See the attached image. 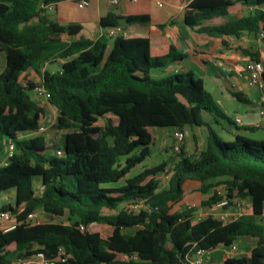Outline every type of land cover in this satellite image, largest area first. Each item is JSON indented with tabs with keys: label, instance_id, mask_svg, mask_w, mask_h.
<instances>
[{
	"label": "trees",
	"instance_id": "obj_1",
	"mask_svg": "<svg viewBox=\"0 0 264 264\" xmlns=\"http://www.w3.org/2000/svg\"><path fill=\"white\" fill-rule=\"evenodd\" d=\"M60 1L0 0V51L6 58L0 73V160L10 143L15 146L9 162L0 163V194L14 191L15 204L0 212L16 220L13 228L0 229V264L38 251L55 258L60 247L70 256L57 264H181L199 248L214 252L242 236L257 240L251 256H226L224 264H264V139L238 134L222 140L204 113L226 115L204 80L191 71L153 78L157 64L148 37L105 33L64 42V35H78L82 28L48 16V5ZM247 5L254 8L249 14L209 24ZM122 19L149 17L109 14L100 24L114 27ZM185 22L211 35L259 34L264 0H192ZM59 60L60 68H47ZM40 82L57 108L62 155L50 152L47 132L39 131L45 116L35 93ZM188 125L209 129L198 157L187 153L184 140L173 161L133 174L152 154V129L184 131ZM163 174L170 175L166 185ZM188 181L200 182L209 194L204 207L227 198L229 209L248 199L251 212L228 221L213 214L198 219V207L182 205ZM139 202L143 208H130ZM38 211L54 219L28 220ZM102 224L113 227L107 237Z\"/></svg>",
	"mask_w": 264,
	"mask_h": 264
},
{
	"label": "crops",
	"instance_id": "obj_2",
	"mask_svg": "<svg viewBox=\"0 0 264 264\" xmlns=\"http://www.w3.org/2000/svg\"><path fill=\"white\" fill-rule=\"evenodd\" d=\"M191 1L117 0L115 2L114 0H90V4L82 8L74 0H63L56 3L53 9H48L47 14L51 19L64 24L81 25L82 30L78 35L63 36V41L66 43L80 37L96 40L105 33H109L111 27L106 28L100 24L101 18L109 14L148 16L149 20L146 22L128 23L122 19L119 20L117 26L122 29L121 34L126 37H148L150 39V56L152 61L157 64L151 72L157 78L178 72H193L195 76L204 80L206 89L226 115V118H222L216 117L212 113H204V118L209 124L219 126V136L223 135L226 140H233L238 134L252 139H264V115L261 113L264 109V88L252 85L246 70V65L251 60L258 58L264 63V39L261 37V32L256 34L249 30H242L239 35H211L198 32L185 22V12ZM253 10V7L247 5L231 12L226 17L210 20L209 24L218 25L227 20L238 19ZM157 59L160 62H156ZM47 68L52 69L50 64L47 65ZM31 78L38 80L34 73ZM44 108L45 116L42 124L47 125L46 132L50 140L56 141L61 137V132L53 130L50 134L48 129L55 122L57 108L50 103H46ZM52 112L55 113L54 117ZM236 116H240L243 122L236 123L234 121ZM228 124L231 125V129ZM152 130H165V135L172 137L171 147L173 146L174 135L178 131L176 127H158ZM184 133L187 153L198 157L199 153L206 148L209 135L208 127L188 125L184 128ZM165 153L166 158L163 161H173L175 156L173 150H165ZM144 167L146 166L141 169ZM167 180L165 179L164 185ZM185 190L183 207L197 204V207L200 208L197 214L202 217L209 214L218 217L223 212H229L233 216L242 213V206L239 204L229 209L202 206V201L209 194L201 191V183L198 181H188L185 184ZM243 203L249 206L251 212V202L247 199L242 201ZM6 204H15L14 191L0 194V207ZM38 214L41 221L54 219L48 212L38 211ZM15 221L14 217L8 220L0 216V229L6 230ZM103 225L105 224L101 225L102 234ZM110 227L113 231V227ZM255 240L245 239L246 245L251 246L248 251L250 256L256 246ZM236 245L237 253H239L241 250L239 245ZM225 249L226 247H222L220 251L216 252L218 249L214 251L216 253L207 252L205 264H224ZM243 253L247 254V251H241V254Z\"/></svg>",
	"mask_w": 264,
	"mask_h": 264
},
{
	"label": "built area",
	"instance_id": "obj_3",
	"mask_svg": "<svg viewBox=\"0 0 264 264\" xmlns=\"http://www.w3.org/2000/svg\"><path fill=\"white\" fill-rule=\"evenodd\" d=\"M117 2V0H114ZM78 6L80 7H86L90 4V0H77L76 1ZM56 3H51L48 5L49 9H53L55 7ZM122 29L118 26L111 27L109 29V35L111 36H116L118 34H121ZM261 37L264 38V32H261ZM246 70L248 73L249 81L252 85L257 86L261 89L264 88V63L261 60H251L249 63L246 65ZM35 93L37 97L39 98L40 102L42 105L44 103H49V99L51 97L50 92L48 89L42 84L41 82L36 86L35 88ZM261 113L264 115V109L261 111ZM234 121L236 123H242V118L240 116H236L234 118ZM47 129L46 124H42L39 128L40 132H44ZM175 140L173 144V151L176 153L180 151V146L185 140V133L184 131H177L174 135ZM15 151V146L13 143L9 144L8 150L6 152V156L0 160L1 164H7L9 162V158L13 156V153ZM56 153L58 155L63 154V150L57 149ZM165 179H169L170 175L166 174L164 175ZM224 191L223 188L219 189V193L222 194ZM229 204V200L227 198H224L223 200L219 201L215 206L219 208L225 209V207ZM239 205H242V202L239 203ZM144 207L143 203H132L130 204V208L133 210H140L141 208ZM188 207H197V204H191L188 205ZM246 213V212H245ZM242 214V213H241ZM0 216L4 219H12L13 215L9 211H1ZM238 216V215H237ZM202 216L199 215L198 219H200ZM220 219L224 221H228L236 216H233L229 212H223L218 216ZM28 220L33 221V222H41L39 219V214L37 212L31 213L28 216ZM15 226V223L11 226H9L6 230H9ZM81 228L85 229V226L81 224ZM238 251V247L235 244H232L230 246H227L225 249V254L226 256H232L233 253ZM206 253L207 251L204 250L203 248H199L193 255H188L187 261L185 263L181 264H205L206 263ZM70 254L66 251L64 247H60L57 257L55 258H49L47 257L44 252L38 251L36 254L33 256H30L28 258L24 259H18L12 264H57L58 261H65Z\"/></svg>",
	"mask_w": 264,
	"mask_h": 264
},
{
	"label": "rangeland",
	"instance_id": "obj_4",
	"mask_svg": "<svg viewBox=\"0 0 264 264\" xmlns=\"http://www.w3.org/2000/svg\"><path fill=\"white\" fill-rule=\"evenodd\" d=\"M53 53L57 54L58 53L57 52V49H55L53 51ZM5 64H6L5 54L2 51H0V70L3 69V67L5 66ZM60 66H61V61L60 60L58 62H54V63H51L50 64V68H52V69H58V68H60ZM152 77L153 78L156 77L154 75V73H152ZM45 104L46 103H44V106H45ZM52 116L53 117L55 116V113L54 112H52ZM104 121H105V119L104 118H101L100 121H99V123L100 124H103ZM54 123L49 126L50 128L48 129V133H50V134L52 133L53 130L54 131L56 130V128L54 127ZM229 126H230V129H231V125H229ZM213 127L215 128V130L217 132H220L219 126L213 125ZM152 134H153L154 140L156 138V141H154V143L151 145L152 154L142 164L141 167H143V166H152V165H155V164L160 163L161 161H163L166 158L165 150H168V149L171 150L172 137L171 136H168V135L166 136L165 135V130H152ZM220 136H221L222 140H226L223 135L220 134ZM50 142H52V144H53L50 152H55L56 153V150L58 148H61L62 145H63V140L61 139V137L59 139H57L56 141L51 140ZM141 167L138 168V169H136L135 171H133V174H135L139 170H141ZM241 206H242V211H241L242 213L250 212L249 206L246 203L245 204L243 203ZM198 209H200V208H198ZM111 231H112V228L110 226H108L107 224L103 225V235L104 236L109 235L111 233ZM245 239H255V238L254 237H251V236H242V237H240L237 240L236 244L239 245L240 250L243 251V252H246L247 251V254L246 253L241 254V251H240L239 253H237V252L233 253V256H235V257H242V256L245 255L248 258L250 257L248 251L251 249V246L250 245H246L247 243L245 242ZM255 245H256V240H255ZM220 250H221V248L218 249L216 252H218ZM216 252H214V253H216Z\"/></svg>",
	"mask_w": 264,
	"mask_h": 264
}]
</instances>
